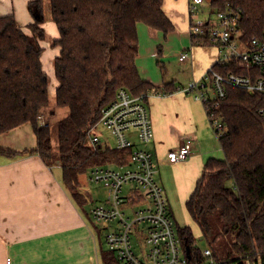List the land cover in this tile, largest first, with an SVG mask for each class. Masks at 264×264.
Returning a JSON list of instances; mask_svg holds the SVG:
<instances>
[{"label":"trees","instance_id":"obj_1","mask_svg":"<svg viewBox=\"0 0 264 264\" xmlns=\"http://www.w3.org/2000/svg\"><path fill=\"white\" fill-rule=\"evenodd\" d=\"M212 4L240 13L244 41L262 35L264 0ZM163 6L164 0H50L51 17L60 33L55 40L60 46L54 59L55 105L70 111L58 122V152L53 149L51 124L42 125L39 118L51 106L49 77L42 63L41 41L47 38L43 0L30 2L36 16L27 25L31 33L13 13L0 14V134L30 122L37 136L34 149L0 146V154L36 152L46 164H59L64 184L79 204L87 200L83 173L98 164H129L131 148L93 145L89 130L121 87L136 96L150 90L175 92L174 81L156 85L144 79L136 62L138 23L166 35L175 29ZM214 67L222 73L248 72L234 62ZM213 101L227 126L220 137L225 156L208 159L186 207L209 242L228 236L230 243L226 250L211 249L212 254L205 256L194 247L190 226L177 224V231L184 250L191 247L188 264H264V118L258 112L264 95L228 85L226 96ZM207 257L211 260L205 263ZM102 258L104 264H119L109 249L102 251Z\"/></svg>","mask_w":264,"mask_h":264},{"label":"crops","instance_id":"obj_2","mask_svg":"<svg viewBox=\"0 0 264 264\" xmlns=\"http://www.w3.org/2000/svg\"><path fill=\"white\" fill-rule=\"evenodd\" d=\"M31 1L33 0H0V14L13 13L26 32L31 33L27 25L36 18L30 10ZM163 8L175 24V29L178 28L179 34H188L189 0H164ZM42 25L47 37L51 34L56 39L59 38L60 33L54 21H44ZM138 32L139 49L143 34L150 39L147 42L150 51L155 56L162 53L161 46L157 47L161 30L140 22ZM183 38L185 41V37ZM45 43L46 39L41 41L44 47L43 68L44 53H47ZM188 44L186 40L185 45ZM184 51L190 53V57L183 61L187 62L185 71L188 72L189 82L184 84L171 80L176 88L186 87L190 82L200 79L220 55L216 46L193 44L192 39L189 47L184 48L180 54ZM59 53V45L51 48L47 54L48 65ZM136 62L144 79L156 82V85L169 82L165 78L160 80L144 74L141 70L143 61L139 62L137 57ZM57 85L56 78L54 95ZM190 94L192 93L176 90L166 96L152 95L147 99L154 138L150 142L151 146L144 148L153 152L158 169L157 177L168 196L170 214L176 224L178 221L175 212L179 208L181 210V205H186L202 175L205 163L210 158L218 157L223 151L204 104ZM59 111L63 112L51 105L42 110V113L51 124L49 115L53 117ZM130 134L137 146L142 147L136 132L132 131ZM186 137L192 139L191 156L175 164L167 163L169 149L177 147ZM0 146L17 151L36 148L37 136L32 124L27 122L0 134ZM163 165L168 167L163 170ZM186 223L189 225L194 222L189 219ZM104 230L106 227L94 222L90 211L79 204L67 189L59 164H46L36 152L14 157L0 154V264H104Z\"/></svg>","mask_w":264,"mask_h":264},{"label":"built area","instance_id":"obj_3","mask_svg":"<svg viewBox=\"0 0 264 264\" xmlns=\"http://www.w3.org/2000/svg\"><path fill=\"white\" fill-rule=\"evenodd\" d=\"M212 1L189 0V34L193 44L216 46L220 55L214 64L224 67L234 62L248 72L231 70L222 73L213 64L200 79L176 90L193 93L202 101L211 127L220 140L227 126L213 100L225 97L228 85L264 95V30L261 36L244 41L240 13L231 7L219 9L213 6ZM200 7H209L211 11L200 17ZM188 57V51L179 55L181 61ZM168 94L171 93L150 90L136 96L121 87L115 99L103 107L98 122L89 130L93 145L131 148L129 164H98L88 171L89 180L104 186L107 196L106 201L90 209V215L95 222L106 227V242L119 264H188L189 258L182 246L177 224L170 214L168 196L157 177L153 152L137 146L130 134L135 131L142 144L153 140L154 129L147 99L152 95ZM258 112L264 118V104ZM39 118L42 125L48 124L43 113ZM100 126L111 132L115 143L101 136ZM191 153L192 139L186 137L177 147L169 149L166 162L175 164L184 161ZM138 233L142 236L139 237ZM134 234L137 235L138 245L134 243ZM211 254V250L206 249L203 255Z\"/></svg>","mask_w":264,"mask_h":264},{"label":"rangeland","instance_id":"obj_4","mask_svg":"<svg viewBox=\"0 0 264 264\" xmlns=\"http://www.w3.org/2000/svg\"><path fill=\"white\" fill-rule=\"evenodd\" d=\"M208 1V0H207ZM206 6V5H205ZM204 10V11H202ZM211 9L209 7L201 8L199 9V16L204 17L206 16ZM43 13H44V21L52 20L51 17V8H50V0H43ZM188 13H189V8H188ZM43 21V22H44ZM177 30V31H176ZM180 32L178 31V28L176 27L175 31L173 33H168L167 35L162 31L160 34V42L158 43L157 47L159 48L161 46L162 48V53H157L158 56H155L149 49V45L147 44L150 39H148L145 35L142 34L143 40L141 41V47L139 49V62L141 60L143 61V64H141V70L143 71L144 74H149L153 76L154 78H159L160 80H163V78L166 79V81H171V80H176L178 82H184V84H187L189 81L188 80V72L185 71L186 69V61L183 62L179 60V55L180 52L184 49L189 47L190 45V39L191 35L188 34H179ZM139 35V46H140V34ZM188 40V45H185V41ZM55 37H53L51 34H48V37L46 38V45L45 49L47 53L45 52V65L44 68L48 74L49 77V88H50V99H51V105H55V86H56V78L54 74V57L51 59V62H49L48 65V52H50L51 48H54V46H57L55 44ZM155 41V40H154ZM156 48V49H158ZM54 51V50H53ZM187 72V73H186ZM155 82V81H154ZM156 83V82H155ZM190 84V83H189ZM189 84L187 86H189ZM186 86V87H187ZM211 92V91H210ZM192 97H194V94H190ZM201 102V101H200ZM202 103V102H201ZM58 109H61L63 112H58L56 115L50 117V122H51V130H52V138H53V149L55 152L59 151L58 147V122L60 119L64 118L69 114V108L68 107H58ZM99 133L101 134L102 137H106L109 139L111 143H115V138L111 134V132L100 126L99 127ZM215 133V132H214ZM216 135V134H215ZM217 137V136H216ZM151 146L150 143L142 144V147H147L149 148ZM224 151L218 155L216 158H224ZM168 166L163 165L161 166V169H166ZM89 171V170H88ZM88 171L83 173L80 178L82 182V189L85 191L87 194V200L83 203L84 208L87 211H90V209L101 202L106 201V188L102 185L95 184L89 180L88 177ZM176 219L178 221V224L180 227H185V226H190L192 228L193 234L195 236V242H194V247L197 249L198 252L204 254V251L206 249H216L218 252L222 250H226L227 247L226 245L230 243V239L228 236H221L219 237L215 242L211 243L207 240V238L203 235V232L199 228V226L196 224L194 219L191 217L189 214L186 205L184 204L183 206L181 205V210L177 209V212H175ZM192 220L194 223L187 225V220ZM95 222V221H94ZM194 226V228H193ZM139 227V226H138ZM140 228V227H139ZM106 231L104 230V239H105V244H106V249H109L108 244L106 242ZM138 236L141 237L142 234L138 233ZM134 238V243L136 245L139 244V241L136 240L137 235H133ZM224 244L223 246H221ZM210 256V255H209ZM211 258L207 257L205 258V263L210 261Z\"/></svg>","mask_w":264,"mask_h":264},{"label":"water","instance_id":"obj_5","mask_svg":"<svg viewBox=\"0 0 264 264\" xmlns=\"http://www.w3.org/2000/svg\"><path fill=\"white\" fill-rule=\"evenodd\" d=\"M186 253H187L188 258L192 257V251L189 245H186Z\"/></svg>","mask_w":264,"mask_h":264}]
</instances>
